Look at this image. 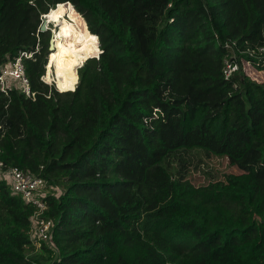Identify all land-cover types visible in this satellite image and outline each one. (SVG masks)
<instances>
[{
  "label": "trees",
  "instance_id": "1",
  "mask_svg": "<svg viewBox=\"0 0 264 264\" xmlns=\"http://www.w3.org/2000/svg\"><path fill=\"white\" fill-rule=\"evenodd\" d=\"M64 5L101 51L70 89L47 80L41 32ZM263 46L264 0H0V73L34 54L33 97L0 87L1 159L58 190L52 243L37 251L35 207L0 178V264H264V82L224 75L229 55ZM191 149L240 173L175 178L163 162Z\"/></svg>",
  "mask_w": 264,
  "mask_h": 264
},
{
  "label": "rangeland",
  "instance_id": "2",
  "mask_svg": "<svg viewBox=\"0 0 264 264\" xmlns=\"http://www.w3.org/2000/svg\"><path fill=\"white\" fill-rule=\"evenodd\" d=\"M44 22L47 31L51 33V67L48 74L46 72L47 80L54 81L59 87L70 89V86L78 84L77 69L81 63L99 56L98 41L89 35L82 16L71 5L51 10L43 18L42 23ZM52 43L54 47L51 51ZM248 75L258 83L264 82V72L257 71L254 67L248 68ZM45 76V83L58 90ZM163 166L175 178L190 180L197 185L224 180L226 174L240 173L228 157L214 155L202 149L173 152L165 159ZM36 250L39 251V248Z\"/></svg>",
  "mask_w": 264,
  "mask_h": 264
},
{
  "label": "built area",
  "instance_id": "3",
  "mask_svg": "<svg viewBox=\"0 0 264 264\" xmlns=\"http://www.w3.org/2000/svg\"><path fill=\"white\" fill-rule=\"evenodd\" d=\"M233 45H236V43H233ZM244 54H249L253 59L264 62V46L258 52H240L239 55L232 53L225 60V79L229 80L239 73L248 75V68L253 66L250 61L241 56ZM33 55V53L21 52L13 63L1 69L0 87L2 92L8 94L11 89L20 87L28 97L34 96L23 63L24 59H32ZM42 80L44 81V76ZM1 155L2 151L0 149V178L6 181L13 194L21 196L26 204L35 207V212L30 219L31 243L36 248H40L43 243H52L54 223L45 217L48 208L46 199L51 192H58V190L51 187L40 175L17 167L6 166L1 159Z\"/></svg>",
  "mask_w": 264,
  "mask_h": 264
},
{
  "label": "water",
  "instance_id": "4",
  "mask_svg": "<svg viewBox=\"0 0 264 264\" xmlns=\"http://www.w3.org/2000/svg\"><path fill=\"white\" fill-rule=\"evenodd\" d=\"M45 16L43 18H45ZM46 31H47V26H46V23L44 22V23H42V26H41V32H46ZM52 49H53V44L51 45V51H52ZM100 54H101V51H100Z\"/></svg>",
  "mask_w": 264,
  "mask_h": 264
},
{
  "label": "bare ground",
  "instance_id": "5",
  "mask_svg": "<svg viewBox=\"0 0 264 264\" xmlns=\"http://www.w3.org/2000/svg\"><path fill=\"white\" fill-rule=\"evenodd\" d=\"M53 44V43H52ZM53 47H54V45H53ZM53 50V49H52ZM46 75V74H45Z\"/></svg>",
  "mask_w": 264,
  "mask_h": 264
}]
</instances>
